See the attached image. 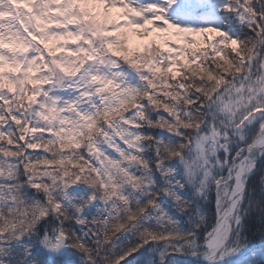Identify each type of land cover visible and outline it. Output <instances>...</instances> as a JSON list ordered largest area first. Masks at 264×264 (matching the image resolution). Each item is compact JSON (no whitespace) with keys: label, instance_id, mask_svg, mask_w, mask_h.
Segmentation results:
<instances>
[{"label":"snow or ice","instance_id":"obj_1","mask_svg":"<svg viewBox=\"0 0 264 264\" xmlns=\"http://www.w3.org/2000/svg\"><path fill=\"white\" fill-rule=\"evenodd\" d=\"M0 264H264V0H0Z\"/></svg>","mask_w":264,"mask_h":264}]
</instances>
